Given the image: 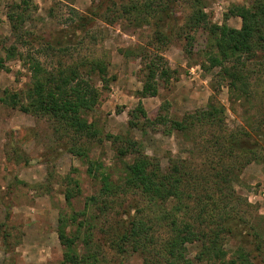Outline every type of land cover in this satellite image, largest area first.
Here are the masks:
<instances>
[{"label":"rangeland","instance_id":"rangeland-1","mask_svg":"<svg viewBox=\"0 0 264 264\" xmlns=\"http://www.w3.org/2000/svg\"><path fill=\"white\" fill-rule=\"evenodd\" d=\"M189 1L178 2L175 34L171 42L163 45L155 38L151 24L137 25L129 18H118V12L106 0H0V58H5V67H0L1 90L27 88L32 56L41 59L48 68H53L60 59L72 62L82 57L101 58L108 65L109 80L104 83L98 79L100 102L89 113L90 121L98 129L97 136L86 144L94 164L66 151L63 146L66 139L56 138L48 118L0 102V264H70L63 263L65 248L57 233L61 215L70 219L69 231L81 227L84 235L92 230L90 247L78 242L81 253L92 255L88 264H143L140 253L130 248L120 253L111 246L108 229L115 216L126 219L136 214L139 206L145 207V215L152 216L156 206L148 201L146 204L140 193H130L124 196L122 207L113 204L102 214L90 199L99 195L102 172L120 181L126 164L134 158L133 152L119 154L118 148L124 142L114 137L137 139L146 154L167 168L172 159L190 158L196 148L179 132L172 131L171 122L163 116L169 120L181 119L187 113L206 108L210 99L225 107L228 128H246L254 138L260 137L257 131L264 133V67L250 62L251 96L234 97L220 69L203 66L205 56L200 51L204 47L203 38L192 54L186 51L187 39L180 28L190 11ZM250 1L204 0V10L212 22L227 21L239 27L242 22L239 16L227 18L226 15L233 5ZM14 4L23 6L18 10L25 9L27 18L19 33L13 32L7 14ZM93 11L101 13L96 15ZM81 15H89L91 19L85 30L79 28L76 32L74 27ZM67 35L74 37L68 39ZM59 39L69 42L67 49H45L48 40ZM8 48H13L15 55L6 59ZM158 54L164 56L170 67V78L159 77L158 94L142 97L146 66L156 61ZM139 104L150 121L135 111ZM130 120L137 125H131ZM262 144L259 160H253L243 169L235 188L253 206L256 223L264 226V141ZM203 161L199 157L192 166L202 169ZM91 167L93 171L89 173ZM72 178L78 181L77 186ZM70 189L78 192L71 204L66 201ZM74 214L77 220L72 223ZM88 222L93 223L92 228H87ZM4 234H8V249L3 243ZM224 247L228 252L226 260L216 264H228L232 259L234 241L226 239ZM197 251L198 243L188 245L190 257Z\"/></svg>","mask_w":264,"mask_h":264},{"label":"trees","instance_id":"trees-1","mask_svg":"<svg viewBox=\"0 0 264 264\" xmlns=\"http://www.w3.org/2000/svg\"><path fill=\"white\" fill-rule=\"evenodd\" d=\"M106 1L114 6L118 18H129L137 25L151 24L158 42L163 45L171 42L177 27L176 10L180 0ZM98 6L103 7V2ZM20 7L23 8L20 4L11 5L7 13L15 33L21 32L27 21L25 9L19 11ZM189 7L186 21L180 28L187 39L186 51L192 54L194 46L201 44L200 38H203L204 47L200 50L205 56L203 66L207 69L218 67L234 97L248 99L252 93L248 75L250 62L264 67V0L235 4L229 9L227 18H241L239 28L227 21L212 22L204 10V0H190ZM80 19L75 31L85 30L91 18L81 15ZM71 37L74 36L66 38ZM68 45L66 39H59L48 40L44 47L64 51ZM12 55L15 51L8 48L6 59ZM29 61L31 75L27 88L21 91L0 89V102L48 118L56 138L66 139L63 142L66 151L94 164L86 144L97 136L98 129L90 121L89 113L100 102L98 79L104 83L109 81L108 65L97 57H82L72 62L60 59L53 68H48L36 56ZM4 63L5 58L1 57L0 67H5ZM146 69L140 95L155 96L159 91L158 78L169 79L171 69L162 54H158L156 61L152 60ZM135 111L150 121L141 104ZM225 111L224 106L210 99L206 108L187 113L181 119L169 120L163 116L171 122L172 131L179 132L196 148L190 158L172 159L167 168L146 154L137 139L114 137L124 142V146L118 148L119 154L125 156L133 152L134 158L126 164L120 181L113 180L107 172L100 174L99 195L90 197L93 205H98L103 214L113 204L122 207L126 194L140 193L146 204L148 201L156 206L152 216L145 215V207L139 206L136 214L126 219L114 217L108 234L111 246L118 252L125 253L130 248L142 255L143 264H216L226 260L228 252L224 242L231 239L235 249L228 264H264V226L256 223L253 206L235 188L243 169L253 160H259L264 133L257 131L260 137L254 138L246 128H228ZM130 124L137 125L132 120ZM199 157L204 161L202 169L198 170L192 163ZM92 171V167L89 168L88 172ZM71 181L78 185L77 180ZM77 193L76 189L68 190L66 201L71 204ZM71 217L75 223L76 214ZM69 221L68 217H59L57 233L65 248L63 263L88 264L92 255L81 253L78 242L90 247L94 234L91 230L83 235L81 227L69 231ZM92 224L88 222L87 228H92ZM4 236L5 247L9 245L10 248L8 234ZM191 243H198L193 257L187 253Z\"/></svg>","mask_w":264,"mask_h":264},{"label":"crops","instance_id":"crops-1","mask_svg":"<svg viewBox=\"0 0 264 264\" xmlns=\"http://www.w3.org/2000/svg\"><path fill=\"white\" fill-rule=\"evenodd\" d=\"M240 26H241V24H239V27H240ZM239 27H238V28H239Z\"/></svg>","mask_w":264,"mask_h":264}]
</instances>
